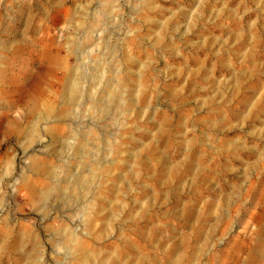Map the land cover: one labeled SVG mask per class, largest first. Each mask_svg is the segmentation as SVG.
<instances>
[{"label":"rangeland","instance_id":"1","mask_svg":"<svg viewBox=\"0 0 264 264\" xmlns=\"http://www.w3.org/2000/svg\"><path fill=\"white\" fill-rule=\"evenodd\" d=\"M4 42L13 63L0 98L33 85L52 54L40 84L56 107L71 69L85 73L81 105L88 91L121 95L106 112L85 103L84 115L80 105L42 123L31 143L8 129L14 118L30 125L32 91L8 110L0 101L2 241L24 237L25 257L37 252L40 264H80L82 248L92 264H264V0H0ZM78 131L86 161L109 172L79 201L70 176L33 205L32 188L49 181L30 169L34 157L60 180L72 164L88 173L60 146ZM11 247L0 264L24 259Z\"/></svg>","mask_w":264,"mask_h":264},{"label":"bare ground","instance_id":"2","mask_svg":"<svg viewBox=\"0 0 264 264\" xmlns=\"http://www.w3.org/2000/svg\"><path fill=\"white\" fill-rule=\"evenodd\" d=\"M104 9H105V13H108V8L105 7ZM73 44H75V42ZM0 45L2 51L7 52L9 50L7 43L4 42L1 43ZM9 58L10 57L5 53L3 55L0 54V87L4 88V90L5 87H7V80H6L7 72L9 70L10 65L13 63L10 61ZM56 61H57L56 54H52L49 60L47 61V63L43 65V71L41 70V68L38 71L39 78L30 87H26L24 89L19 88L18 93L15 92L12 96L6 95L5 92H3V94L1 95L0 98L1 105L4 108H6V110H8L13 108L15 104L24 97V94L26 93L27 90L28 92L29 90L32 91L30 92V98L32 101V107L30 112L32 116V121L30 125L25 126L21 118H14L11 127L8 129L9 131L8 133L16 136L18 139L26 138L27 142L31 143L34 141L33 136L35 137L39 133L42 123H48L49 121H54V120L58 121L64 118L74 117L76 114H78L76 112V107H80L81 105L80 99L84 89L86 88V85L85 87L83 85L85 80V73L83 71H79V70L76 71L73 69L70 70L69 76L64 81V91L61 96L62 105H60L59 107L55 106L54 102L52 101L51 95L48 92H46V90L43 89V87L40 84L41 77L53 72V70L55 69ZM103 78L104 77H102V79ZM100 79H101V75L95 74L92 77L91 81L97 82ZM110 82H111V78H107L106 85H108ZM85 95H86L85 103H89L90 109L94 108L95 110H98V112L100 113L109 110L107 103L105 105V101H107L108 98H112L114 99V101H116L118 100L121 94L119 92V87H115L112 91H106V88L103 89L98 93V96H93L90 91H88ZM85 103L81 105L80 107L81 111L79 115L80 114L84 115V113L86 112L87 108ZM51 131L52 129H50V133ZM76 135H79L80 137L76 138ZM51 137H52L51 139L54 140V142L57 140L53 132L51 133ZM73 139L74 140L71 144L69 142L64 141L60 144V146L62 147L63 151H68L72 149L73 152L76 154V156L79 158L80 167H84L85 170L88 171V173L76 174L72 171L75 168L74 164L72 165L69 164L70 166L66 168L65 177L62 178V180H60L57 177V173L55 172V169H52L51 167H43L42 169H40L41 168L40 160L38 157H34L30 163V169H32L34 174L46 176V178L49 179V181L47 182V185L45 187L41 188V185H36L35 187L32 188V195L30 200L31 202H33V205L39 204L41 201L45 202L47 199H49L51 190L53 189L51 186H49L51 184L50 182H56V184H58L59 181L69 182L68 180L71 178L70 176H72L71 179L73 181L71 182L72 195L73 197H77V201H79L81 197L87 196V193L92 192L91 187L86 186L85 185L86 183L88 184L89 183L93 184L94 182L99 183V181L103 177L102 175H104L105 172L106 173L109 172L108 170L106 171L104 169L102 170L101 166L97 162H94V165L92 166L89 164L88 161H86L88 155H86L85 152V148H86L85 134L81 133L80 131L75 132L73 134ZM112 147H116V145H112ZM5 167L10 168V162L6 163ZM58 193L61 194V198L65 197L64 191L62 190L61 187H58ZM98 199L95 201L99 202ZM93 209H95V207ZM85 217H86V224H85L86 228L90 231L96 229L97 224L94 221L93 212L87 210V212H85ZM109 217H110L109 213H107L106 216L100 220L101 230L105 231V233L106 231L107 233H109L108 232V229L110 227ZM140 232L138 233V235L143 240V242H145L147 246L150 247L154 241L151 228H148V230L146 228L145 230H142L141 233ZM10 237L11 236L9 235L5 240L2 241L1 240L2 236L0 234V241H2V245L0 246L1 248L10 249V247L12 246L10 244L8 245ZM62 243L64 246H66L67 254H70V244H68L65 240ZM54 244L57 243L54 242ZM23 246H24V237H21L20 240H18L17 243H15L14 246L11 247V249H19L22 253L21 256L24 258L21 261L18 260L16 264H40L39 263L40 258L38 257L37 252H35L33 257L29 259L25 257L26 256L25 252L22 249ZM34 246H37V243H35ZM80 255L82 257L81 260L82 262L80 264H92L93 253H90L86 249L82 248ZM0 258H1V254H0ZM25 258L27 259V261H24ZM55 261L60 262V258L58 257ZM144 261L145 260L139 262L138 264H148V262H144ZM114 264H117V262L115 261Z\"/></svg>","mask_w":264,"mask_h":264}]
</instances>
